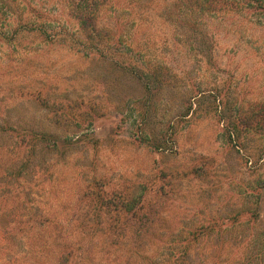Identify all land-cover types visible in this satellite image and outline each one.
<instances>
[{
  "label": "rangeland",
  "instance_id": "1",
  "mask_svg": "<svg viewBox=\"0 0 264 264\" xmlns=\"http://www.w3.org/2000/svg\"><path fill=\"white\" fill-rule=\"evenodd\" d=\"M32 1L60 35L0 14V264H264V23L112 0L123 55Z\"/></svg>",
  "mask_w": 264,
  "mask_h": 264
},
{
  "label": "trees",
  "instance_id": "2",
  "mask_svg": "<svg viewBox=\"0 0 264 264\" xmlns=\"http://www.w3.org/2000/svg\"><path fill=\"white\" fill-rule=\"evenodd\" d=\"M21 1L24 3L23 11L30 10L32 17H34V26L31 30L33 31H42L47 33L49 38H53L57 35H60L57 31L53 33V30L48 29V24L54 22L52 14L48 11L45 6L38 8L41 4L35 5L32 0H0V14L7 15L8 11L17 14V18H22ZM62 1L67 6V15L68 18L75 20L80 28V33L83 38L86 39V43L91 46L98 47L99 45H107L109 43H116L114 48L117 49L116 52H122L123 55H126L123 51L122 39L117 37V32L110 29H105L99 25V11L107 4L111 3L112 0H56ZM189 2V6L197 7L202 11H211V12H231V11H240L246 12V16L257 17L259 22L264 23V0H186ZM20 3V4H18ZM17 5V9L15 6ZM218 6V7H217ZM214 10V11H213ZM45 19V20H43ZM262 20V21H261ZM61 22V20L59 21ZM118 38V39H117ZM100 54L101 51H100ZM103 55V54H102ZM155 71L150 72L151 79L154 78L157 83L163 84L167 81V74L164 73L159 67L154 69ZM169 75V74H168ZM264 107V106H262ZM261 114H264L263 110ZM256 123V128H264V119H254ZM235 128V127H234ZM102 205V204H101ZM104 205V204H103ZM109 205L107 208H110ZM120 216H117L116 221L119 220Z\"/></svg>",
  "mask_w": 264,
  "mask_h": 264
}]
</instances>
